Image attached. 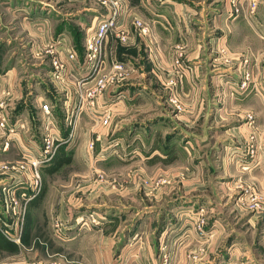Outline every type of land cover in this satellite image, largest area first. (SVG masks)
Returning <instances> with one entry per match:
<instances>
[{
    "label": "rangeland",
    "instance_id": "1",
    "mask_svg": "<svg viewBox=\"0 0 264 264\" xmlns=\"http://www.w3.org/2000/svg\"><path fill=\"white\" fill-rule=\"evenodd\" d=\"M208 1L210 0H204L202 4L207 6ZM225 1L216 0L213 5L211 3L209 19L204 18L203 22L201 21L202 26L199 29L203 31V41L211 40V43L215 42L216 45L208 47L209 52L205 51V59H200V62L210 65L212 70L208 76L216 80L219 86L230 79L237 80L235 82L232 80L233 83L227 85L229 86L227 91L219 92L216 86L212 91L206 92L205 100L201 97L199 103L204 107L200 111L197 110V106L190 103V95L181 92V81L184 76L180 69L189 66L182 44L174 45L169 67L166 69L157 64L158 69L156 68L150 80L149 63L142 50L141 55L136 58L131 56L134 54L128 49L131 42L122 44L114 39L110 47L104 43L106 70L109 68L110 57L117 58L118 53L124 54L123 59L119 60L126 62L129 68V75L120 76L115 88L111 90L116 93L128 87L141 86L143 89L148 86V90L142 94L149 98L153 105L150 108L145 106L149 111L135 109V112L141 114L149 112L147 114L149 117H144L139 122L116 121L113 111L110 122H95L97 139L101 140L100 134L120 135L112 140L114 145L121 146L118 154L114 153L106 158L96 159L94 147L90 149L87 146V138L78 133V120L82 110L86 108L89 113L92 112L93 121L99 118L100 114H95L94 108L88 105L80 107L76 116L75 132L68 137L70 124L67 120L65 96L51 80L50 52L45 51L41 54L38 50L37 55L36 52L29 53L31 42L25 44V53L22 54L21 61L25 65L20 69V75L28 73L25 76L28 83L43 86L47 91L56 89L59 92L54 91L56 97L53 105L46 103L55 122L61 128L59 134L61 142L56 150L62 145L71 156L69 162L54 172L47 170L51 160L40 167L41 184L35 197L47 193L54 194L58 189L59 194H76L83 200L87 199L82 200L79 208L72 209L73 219L70 222L73 223L80 215L81 220L89 221L88 218L92 215L102 222L101 215L105 216L107 212L116 214L118 220L116 225L121 227L116 250L124 243L131 244L133 249L130 251L131 249L125 248L123 257L126 259L134 257L127 264H141L140 251L141 255H149V264H264V209H256V201L250 197L254 195L260 204H264V194H258L250 179L238 177L235 181L234 178L229 179L227 173L229 170L227 152L230 146L242 145L243 149L248 139L254 143L255 156L247 155L249 157L247 161L254 162L247 170L241 166L239 168L249 173L261 172L264 175V124L256 122V112L252 109L255 107L252 102L255 98L264 105V73L260 81L261 77L256 78L246 67L247 60L242 61L243 65L236 61L237 57L240 58L236 54L240 52H231L233 55L230 56L224 46L218 48V37L221 34L218 27L212 28L210 24L212 16L221 11ZM230 2L235 5L231 13L236 23L250 18L254 30H257L264 22V0H256L258 7L256 6L253 13L248 9L250 0ZM94 3L98 4L96 0H56L53 5L57 11L52 13L54 17H60L62 27L70 31L73 42L78 47V55H83L84 52V34L82 37L79 27L81 25H78L77 19L82 18L85 21L89 19L81 15V12H76L75 8L87 7ZM238 30L239 27L233 33V43L237 40L235 37L239 33ZM79 46H82V50H79ZM175 60H178L179 64ZM21 62L18 61V65ZM219 74L222 76L219 77ZM135 81L139 85H133ZM229 98L246 103L247 106L230 105V109L224 101ZM96 109L99 110L98 105ZM22 111L24 112V108ZM28 113L35 130V138L31 136L30 139L40 142L45 130L44 118L38 120L36 109L31 105L28 106ZM136 133L139 134V138H133ZM202 136L205 138L202 139ZM123 140L125 142H121ZM80 142L82 144L75 148V144ZM125 143H131L135 150L124 152L122 146ZM95 144L94 142V146ZM154 148L156 150H153ZM14 156V160L21 158L19 149ZM0 158H4L1 153ZM2 160L0 159V162ZM107 198L113 207L89 203L93 201L91 199L98 203ZM17 224H20V221ZM68 224L67 220L58 216L50 219L54 236H63ZM98 224L88 223L83 226ZM21 225L24 229V218ZM0 227H4L2 222ZM29 236L31 235L28 234ZM34 238L33 241L38 243L39 237L34 235ZM45 240L42 242L43 251L50 254L54 248L50 245L52 239ZM140 245L142 248L139 251ZM55 246L59 250L55 255L62 260L56 261L63 264L69 262L67 255L63 253L65 252L63 244ZM130 253L132 255H129ZM122 264H125V260Z\"/></svg>",
    "mask_w": 264,
    "mask_h": 264
},
{
    "label": "crops",
    "instance_id": "2",
    "mask_svg": "<svg viewBox=\"0 0 264 264\" xmlns=\"http://www.w3.org/2000/svg\"><path fill=\"white\" fill-rule=\"evenodd\" d=\"M121 1L125 5V10L128 12L129 19H140L149 28V34L146 37H137V35L132 34L129 38L131 46H129L128 49L134 54L131 55L133 57H139L141 55V50L142 54L146 55L150 68V80L151 77L154 76L158 65L166 69L169 67L173 57L174 47L177 44H182L184 46L185 60L189 66L180 69L184 76V79L181 81V92L190 95V103L197 106V110L200 111L204 107L199 103L201 97L205 100L206 92L212 91L216 86L219 92L221 90H228L229 86L227 85L232 84V80L234 79H230L227 83L219 86L216 80L210 79V76H208L210 70H212L210 65L200 62V59H205V51L208 47H214L216 45L215 42L211 43V40L203 41V31L199 29L202 26L201 21L203 22L204 18L209 19L208 11L211 9V3L213 5L216 0L208 1L207 6L202 4L204 0H197L196 2H194V0ZM55 3L56 0H0V102L4 104L3 112L6 117L11 123H15L14 131H0V153L4 155V158H0L3 159L2 162H0V166L6 161L15 159L14 155L18 152V147L21 142L30 139L31 136L35 138V130H33V125L30 121L28 106L31 105L36 109L38 120L42 119L43 113L38 108V100L45 99V102L53 105L54 97H56L54 91L62 94L64 92L62 88L59 89L56 86L59 92L56 91V89L47 91L43 86L36 85L33 82L28 83L25 79L28 73L20 75V69L25 65V63L21 61L23 59L22 54L25 53L26 43L31 42L29 53L34 54V52H36L37 55L39 52L42 54L48 51V53L50 52L49 58H52L53 55L59 57L66 66L64 72L66 73L67 90H72L77 81L82 79L85 81L89 80L85 79L89 74L88 71H81L79 68L76 70L71 69L66 62L65 54L68 47L72 46L76 50L77 55L78 51L70 31L62 27L61 22H59L60 17H54L52 13H56L57 11L53 6ZM233 7L235 8V5L231 4L230 0H226L221 11L217 14L214 13L211 18L210 25L212 28L218 27L221 34L218 37L217 46L218 48L221 45L224 46L225 49H227L226 51H229L228 53H230V56L233 55L231 52H240L236 54L240 56V58L235 57L236 61L242 64V61L247 60L248 64L246 67L251 73L255 74L256 78L259 79L261 77V81L264 73V22L260 24L259 28L257 27V30H254L251 24L252 19L250 18L249 20H241L236 23L234 21L235 17H232L231 13L234 9ZM75 11L81 12V15L89 19L87 21L82 18H80L81 20L77 19L78 25H81L79 27L82 37L85 29L90 26L93 19L100 13H103L102 8L97 3L87 7L82 6L75 8ZM129 19L125 22V25L129 28V31L133 33L132 24ZM238 27L240 30H238L239 33L235 37L237 40L233 43V33L237 31ZM223 40H225V42H223ZM107 41L110 42L108 43ZM113 41L114 38L107 39V46L110 47ZM47 46L50 47L47 48ZM38 50L40 51L38 52ZM122 55L124 56V54L120 53L116 55L118 60L119 58L123 59ZM82 58V54L78 55L80 61ZM18 61L21 62V64L18 65ZM20 65L22 66L20 67ZM106 72H109V68ZM140 75L142 76L143 73H140ZM220 76H222V74H219V77ZM132 84L139 85L137 81H135V84ZM145 90H148V86H145L143 89H141V86H133L120 91L122 94L118 95L119 99L110 103V109H112L111 111H113V117H115L116 121L124 123L139 122L144 117H149V115H147L149 112L146 114L135 112V109H138V111H149L148 108V110H146V107L150 108L153 106L149 98H146V96L142 94ZM113 91L114 90H107L98 97L97 105L99 110L95 109V113H99L101 110L100 105L114 95H112V93H114ZM224 101L229 108L230 105L235 106L237 104L243 105V107L247 106L246 103L232 100V98L224 99ZM252 102L255 105L252 109L256 112V122L264 124V105L256 100V98L252 100ZM193 107L192 109H194ZM23 108L24 112L22 111ZM92 116V112L89 113L88 109L85 108L80 112L78 120V133H81L87 140L90 136L94 137L96 133H98L95 131L96 129L94 130L96 125L95 122L97 121H93ZM215 118L216 113L214 114V119ZM53 121L55 122L54 119ZM55 124L53 131L55 134H60L61 128L56 122ZM5 135L9 138H6ZM100 136L101 140H95L96 144L94 146V151L97 156L96 159L99 157H110L114 155V153L118 154V149L121 148V146L114 145L112 140L115 138L117 139V136L120 135L114 136L113 133H109L108 135L106 134V136L101 134ZM133 138H139V134L136 133ZM201 138L203 139L205 137L202 136ZM2 139L10 140L6 148L3 147ZM119 139L122 140L123 138L119 137ZM121 142L125 141L123 140ZM80 144H82V142L79 144L76 143L74 147L77 148ZM231 146L227 152L229 162V170L227 172L228 178H234L235 181L238 180V177L243 179L248 178L251 180L249 181L252 183L251 185L253 188L258 191V194L260 193L263 195L264 175H262L261 172L252 171L249 173V171H242L239 167L241 163L248 160L249 157L245 154L244 149H242V145H239V147L235 145ZM122 148H124V152L135 150L131 143H125ZM153 150L156 149L154 148ZM13 187L14 185L11 184L10 180L5 179L4 175L0 172V222L8 223L12 221L19 223V221L24 218V229L22 228L19 242L14 243L13 241L11 242V240L8 241L0 232V264H48L50 262H57L61 259H58L59 257L55 255L59 252L58 248H55V245H60L61 243L65 251L63 253L67 255L69 261L66 262V264H122L124 260L125 264H127L131 258H134L130 257L126 259L123 257L126 251L125 248L131 249V244L129 243H124L119 250H116V245L120 240L119 229L121 228L116 225L118 222L116 214L107 212L105 216L101 215L103 221L100 222V225L98 224L90 227L83 226L87 225L89 222L80 221L81 215L76 218L75 223L70 222L73 219L72 209L79 208L83 203V199L76 196V194H59L60 191L57 189L54 194L47 193L29 200L25 209H23L21 217L20 214L13 215L9 213L6 215L4 208L5 204L7 205L8 199L3 196L2 189L7 190ZM16 194L21 204L23 200L18 193ZM91 200L93 201L89 203L94 202V204L105 205L107 208L113 207L109 198L100 200L101 202L98 203L94 199ZM83 201H87V199ZM116 203L118 206L119 202L117 201ZM54 216L67 220L69 223L68 228L63 234L65 237L64 239L61 238L63 236L53 235L50 219ZM28 234L31 236L28 237ZM34 235L42 240L38 238L39 242H34ZM40 236H42V238ZM46 238L52 241L50 245L54 247L50 251V254L43 251L44 246L42 242ZM47 245V247L50 246L48 243ZM141 248L142 246L140 245L139 251ZM130 251H133V249ZM129 255L132 254L130 253ZM139 255L141 256V264H149V255H141V251Z\"/></svg>",
    "mask_w": 264,
    "mask_h": 264
},
{
    "label": "built area",
    "instance_id": "3",
    "mask_svg": "<svg viewBox=\"0 0 264 264\" xmlns=\"http://www.w3.org/2000/svg\"><path fill=\"white\" fill-rule=\"evenodd\" d=\"M98 5L102 8L103 13H100L93 19L90 26L84 31L83 38V58L80 61L76 50L71 46L66 50V62L71 69H81V71H88V81H77L72 91L67 90L66 87V73L65 64L59 59L58 56L51 58L50 77L56 86L61 87L65 99L67 120L70 124L68 137H71L75 132L77 125V112L83 105H88L94 110L97 107V99L107 90L115 88L117 80L120 76L129 75V68L126 62L116 59L113 56L109 59V72H106V55L103 49L104 43L109 38L117 39L120 43L126 44L132 34L140 37H146L149 34V28L140 19L128 17V12L125 10V5L121 0H96ZM235 2V0H232ZM257 6L256 0H250L248 9L250 13L255 11ZM128 17V18H127ZM130 21L133 28V33L125 25L126 21ZM59 44V42H58ZM53 46V45H51ZM50 47V46H49ZM223 51V50H222ZM179 64L178 60H175ZM247 76L245 77V79ZM245 82H242L244 85ZM114 92V91H113ZM114 94V95H113ZM121 92L112 93L113 96L109 97L103 104L99 113L98 122L108 123L111 119L110 103L118 100V95ZM175 102V100H172ZM3 103L0 102V131H14L15 123H11L3 112ZM38 106L43 113L44 132L41 141L35 139H27L19 145L21 158L19 160L6 161L0 166V172L4 178L10 180L13 188L7 190L2 189V194L8 199L7 205L5 204L4 212L7 214L19 215L23 213V209L27 202L33 199L40 189V167L50 161L53 154L61 142L59 134L53 131L55 122L50 112L49 105L44 100H38ZM97 110V109H96ZM56 125V124H55ZM6 136V135H5ZM6 138H9L6 136ZM98 138L96 134L94 137L90 136L87 141V146L92 149L94 142ZM10 143L9 139L3 140V147H7ZM245 154L255 156V147L252 140H246L245 147H243ZM254 161H244L241 163V168L247 170L252 167ZM23 202L20 204L17 194ZM251 200L256 201V209H264V204L257 201V197L250 195ZM21 205V206H20ZM22 210V211H21ZM21 211V212H20ZM202 214V213H200ZM88 220H81L82 222L88 221L91 224H98L100 221L95 219L92 215ZM22 220V219H21ZM20 224L15 222H2L4 227H0L3 236L15 243L20 241L21 237V221ZM50 264H63L58 262H51Z\"/></svg>",
    "mask_w": 264,
    "mask_h": 264
},
{
    "label": "trees",
    "instance_id": "4",
    "mask_svg": "<svg viewBox=\"0 0 264 264\" xmlns=\"http://www.w3.org/2000/svg\"><path fill=\"white\" fill-rule=\"evenodd\" d=\"M76 45V44H75ZM78 48V47H77ZM79 50H82V46H79ZM71 159V156L69 155V152L66 151L64 146L58 147L56 150L53 158L51 159V163L48 167V172H54L57 169H59L64 163L69 162Z\"/></svg>",
    "mask_w": 264,
    "mask_h": 264
}]
</instances>
